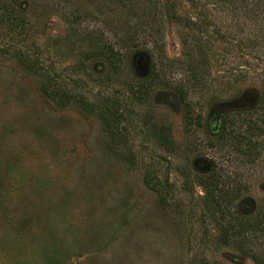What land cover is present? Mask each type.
Wrapping results in <instances>:
<instances>
[{
	"label": "rangeland",
	"instance_id": "rangeland-1",
	"mask_svg": "<svg viewBox=\"0 0 264 264\" xmlns=\"http://www.w3.org/2000/svg\"><path fill=\"white\" fill-rule=\"evenodd\" d=\"M159 1L0 0V264H254L204 184L264 213V14Z\"/></svg>",
	"mask_w": 264,
	"mask_h": 264
},
{
	"label": "trees",
	"instance_id": "trees-1",
	"mask_svg": "<svg viewBox=\"0 0 264 264\" xmlns=\"http://www.w3.org/2000/svg\"><path fill=\"white\" fill-rule=\"evenodd\" d=\"M115 4L127 5L129 13L138 6L142 5L146 2L145 6L149 9L150 17H154L158 15V11L162 9L161 2L159 0H112ZM223 4L235 6L234 10L241 9L242 11L246 10L248 13L255 15L253 19H257L258 15L264 14V0H220ZM250 7V8H249ZM163 11V10H162ZM161 11V12H162ZM151 12V13H150ZM137 15V13H136ZM262 22L264 20V16L261 17ZM153 22V21H152ZM132 38V37H131ZM133 41V39L131 40ZM108 50L112 56L118 57L119 54L114 52L113 48H109ZM102 55L108 57V53L103 52ZM146 55H148L146 53ZM149 56V55H148ZM145 57V56H143ZM147 60V59H145ZM148 70L151 72V76L156 78L158 74L155 72V66L148 65ZM245 78L244 75L240 74L236 79ZM181 95V100L184 101L185 97L182 91L179 92ZM202 183V182H200ZM208 185L207 193L210 197V206L209 210L211 214L216 217V215H220L218 222L221 224V241H223L226 245H231L234 250H236L240 255L249 258L253 261L254 264H264V253L258 252L254 246L253 238L254 234L264 233V213L255 214L251 216H246L241 213L238 208H234L232 213L229 212L228 206L225 204H221L218 198H215L214 191L216 189V185L212 186L211 182L204 184ZM207 187V186H206ZM229 214H227V212ZM228 216V218H227ZM253 235V236H252ZM264 251V250H263Z\"/></svg>",
	"mask_w": 264,
	"mask_h": 264
}]
</instances>
